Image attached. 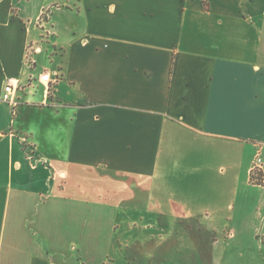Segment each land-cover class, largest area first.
Returning <instances> with one entry per match:
<instances>
[{"label": "crops", "instance_id": "obj_1", "mask_svg": "<svg viewBox=\"0 0 264 264\" xmlns=\"http://www.w3.org/2000/svg\"><path fill=\"white\" fill-rule=\"evenodd\" d=\"M260 146L264 0H0V264H99L129 180L232 210Z\"/></svg>", "mask_w": 264, "mask_h": 264}, {"label": "rangeland", "instance_id": "obj_2", "mask_svg": "<svg viewBox=\"0 0 264 264\" xmlns=\"http://www.w3.org/2000/svg\"><path fill=\"white\" fill-rule=\"evenodd\" d=\"M254 155L244 149L242 163ZM172 173L156 198L148 199L139 192L143 187L129 180L135 191L130 203L97 206L103 209L97 222L99 264H264L263 186L249 181L244 169L240 177L227 175L225 187L234 189L227 199L235 198V208L208 214L201 199L187 202L178 194L171 202V188L186 180L185 171Z\"/></svg>", "mask_w": 264, "mask_h": 264}, {"label": "built area", "instance_id": "obj_3", "mask_svg": "<svg viewBox=\"0 0 264 264\" xmlns=\"http://www.w3.org/2000/svg\"><path fill=\"white\" fill-rule=\"evenodd\" d=\"M48 15H49V11L47 9H44L41 13L40 20H42L44 16H48ZM38 50H40V48H38ZM58 76L59 74L56 73L55 76L52 74L51 71L47 70L41 74L40 80L42 82L50 84L56 82L58 80ZM6 87L11 89V91H13V89H17L18 83L15 82L13 79H8L6 82ZM262 148L263 146H260L258 148L257 154L250 168V181L257 185L264 186V153Z\"/></svg>", "mask_w": 264, "mask_h": 264}]
</instances>
